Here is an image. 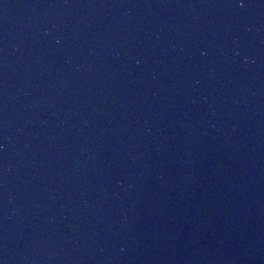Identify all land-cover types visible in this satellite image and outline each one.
Returning <instances> with one entry per match:
<instances>
[{
  "label": "water",
  "instance_id": "1",
  "mask_svg": "<svg viewBox=\"0 0 264 264\" xmlns=\"http://www.w3.org/2000/svg\"><path fill=\"white\" fill-rule=\"evenodd\" d=\"M0 264H264V0H0Z\"/></svg>",
  "mask_w": 264,
  "mask_h": 264
}]
</instances>
